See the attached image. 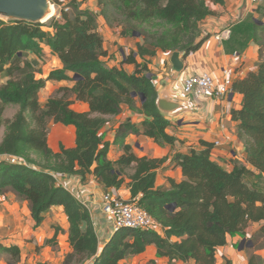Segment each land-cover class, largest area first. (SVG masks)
Returning a JSON list of instances; mask_svg holds the SVG:
<instances>
[{
	"label": "trees",
	"instance_id": "obj_1",
	"mask_svg": "<svg viewBox=\"0 0 264 264\" xmlns=\"http://www.w3.org/2000/svg\"><path fill=\"white\" fill-rule=\"evenodd\" d=\"M106 1L122 10L123 34L131 30L143 37L137 50L126 53L122 61L134 65L132 73L123 67L106 66L102 58L108 49L99 32L100 15L81 8L78 0H69L70 10L62 7L48 25L0 18V73L8 78L0 84V196L13 194L26 201L37 225L43 222L45 212L62 206L69 222L71 247L62 264H125V259L145 252L151 244L159 257L170 261L216 264V251L227 244L229 235H244L255 223L260 226L251 235L253 247L248 250H256L260 242L264 249V59L233 82V90L243 95L242 106L232 111V117L245 145L244 161L235 160L233 168L226 169L212 158L213 144L201 141V147L190 146L172 157L182 169L183 180L170 178V188H156L157 171L167 157H139L126 144V138L143 135L159 145H174L178 138L169 132L172 122L158 106V91L148 76V64L138 58L154 57L159 51L189 55L206 38L197 40L203 20L212 14L209 1L223 4L225 0ZM51 2L57 7L63 4L61 0ZM257 14L251 35L262 57L264 42L259 32L264 31V3ZM154 19L168 28L156 33L138 29V25ZM46 46L63 67L52 70L47 79L37 78L24 53L41 54ZM47 80H75V84L60 87L56 95L41 103ZM73 96L87 102L89 110H73ZM8 104L19 106L13 118L4 117ZM123 104L145 117L140 123L128 120L120 125L113 143L121 145L124 153L111 160L110 143L104 142L99 132L107 116L119 114ZM51 122L74 125L76 145H62L54 152L48 143ZM55 172L78 174L83 181L93 173L106 189L121 188L129 177L131 196L142 194L140 205L162 227V233L121 227L101 247L90 210L57 184ZM55 240L54 236L47 241L53 249ZM0 250L9 253L12 262L20 260L17 245L0 243ZM248 260L249 264H264V256L257 252L250 253ZM226 264H231L230 260Z\"/></svg>",
	"mask_w": 264,
	"mask_h": 264
},
{
	"label": "crops",
	"instance_id": "obj_2",
	"mask_svg": "<svg viewBox=\"0 0 264 264\" xmlns=\"http://www.w3.org/2000/svg\"><path fill=\"white\" fill-rule=\"evenodd\" d=\"M209 7L212 14L207 16L200 26V37L206 36V38L198 49L182 57L185 64L182 71H176L173 68L171 62L173 52L159 51L154 57L138 58L141 62H147L158 94H163L182 105L174 112L166 113L172 122L169 132L178 138L174 145H159L149 137L134 134L129 135L125 141L132 146L134 153L139 157H167L164 166L157 171L156 188H170V178L177 182L183 180L182 169L172 161V157L177 151H187L190 146L201 147V141H207L213 145L216 141L221 142L220 145L213 146L212 158L226 169L233 168V161H244L245 158V145L238 137L237 122L232 117V111L241 108L243 95L236 91L222 99L210 94L188 95L183 90V80L191 73L208 72L214 81L220 84L224 69L232 72L233 80L244 77L249 71L256 69L261 59H264V55L262 57L260 55L259 44L251 35L252 21L259 15L251 14L242 17L240 0H225L223 4L209 1ZM81 8H89L99 13L95 0H89L87 5L82 3ZM225 27L231 28V36L223 41L217 40L215 33ZM118 30V27H111L99 16V32L104 37L105 48L108 49V55L102 60L107 67H123L132 73L133 64H122L132 44H129L126 38H119ZM24 58L35 68L37 78L47 79L52 70L63 67L60 58L47 46L41 54L26 51ZM7 79L4 72L0 73V84L5 83ZM74 84L75 80H47L45 87L41 90V103H45L54 96L60 87H73ZM72 100L73 110L78 112L89 110L87 102L77 100L75 96ZM137 105L140 107L141 101H138ZM18 109V105L8 104L4 117L13 118ZM144 117L142 113L131 109L127 104H123L119 114L107 116V122L99 134L104 142L110 143L109 159L117 160L124 153L121 145L113 143L120 125L128 120L140 123ZM48 143L54 152H59L62 145L65 148L74 147L76 127L51 122ZM129 181L127 179L121 188L108 189H116L123 197L129 198L131 197ZM64 185L77 197H82L90 203L91 218L103 246L114 233L101 210V197L108 189L100 184L93 173L87 177L86 181H83L78 174H68L64 178ZM44 215L43 222L37 225L26 201L13 194L0 196V243L6 246L17 245L20 248V264H40L41 262L62 264L66 254L71 251L68 242L69 222L62 206H54ZM259 226L257 223L249 225L245 230L246 238L251 237ZM54 236L56 237L55 249L47 243ZM243 237L242 234L229 235L227 244L216 251V264H226L227 260H230L231 264H249L247 253L249 247L239 248L244 240ZM257 253L264 256V249ZM9 255L0 250V264H7ZM153 260L157 264H195L193 260L170 261L167 257H159L154 244L149 245L145 252L130 256L123 262L151 264Z\"/></svg>",
	"mask_w": 264,
	"mask_h": 264
},
{
	"label": "built area",
	"instance_id": "obj_3",
	"mask_svg": "<svg viewBox=\"0 0 264 264\" xmlns=\"http://www.w3.org/2000/svg\"><path fill=\"white\" fill-rule=\"evenodd\" d=\"M61 2L63 3L62 7L64 10L69 11V0H61ZM240 2L243 17L244 15L257 14V9L264 3V0H240ZM231 34V28L225 27L215 33V38L219 41H223L228 39ZM151 82L153 84L155 83L153 77H151ZM233 82L232 72L227 69H224L223 79L220 84H217L212 75L208 72L202 74L191 73L183 80V90L188 95H192L193 93L198 96L210 94L222 99L234 92ZM220 144V141H216L213 146H218ZM15 160H18V158H15ZM53 175L58 185L68 189L64 185V178L68 174L55 172ZM69 191L73 193L71 190ZM141 197L142 194L136 197H123L116 189H108L102 194V214L109 221L113 232L121 227H128L137 230H155L162 233V227L156 223L151 214L140 205L139 201ZM77 198L90 210V203L88 201H85L82 197Z\"/></svg>",
	"mask_w": 264,
	"mask_h": 264
},
{
	"label": "water",
	"instance_id": "obj_4",
	"mask_svg": "<svg viewBox=\"0 0 264 264\" xmlns=\"http://www.w3.org/2000/svg\"><path fill=\"white\" fill-rule=\"evenodd\" d=\"M51 6V0H0V18L44 23L43 19L49 14ZM182 57H184V54L181 55L179 51L172 54L171 62L176 71H182L185 66ZM148 76L152 77L151 74H148ZM144 100L145 98H142V102ZM157 103L165 114L174 112L182 106L179 102L170 100L163 94H158ZM245 242H247V247H253L251 240L244 239L239 246L240 249L244 248L243 244Z\"/></svg>",
	"mask_w": 264,
	"mask_h": 264
},
{
	"label": "rangeland",
	"instance_id": "obj_5",
	"mask_svg": "<svg viewBox=\"0 0 264 264\" xmlns=\"http://www.w3.org/2000/svg\"><path fill=\"white\" fill-rule=\"evenodd\" d=\"M79 2H82V3L87 5L89 0H80ZM103 2L104 3L101 4L100 0H95V6L98 8L99 15L101 16V18L104 20L105 23L109 24L111 27H118L119 28V30H118L119 31V38L128 39V43L132 44V47L128 48V51H132V50L136 51L137 50V43L139 41H142L143 37H139V34L137 32L134 33L131 30H128L126 32V34H123L124 15L122 13V10L120 8L107 5L106 0H104ZM52 5L55 8L54 15H52L46 22H44L46 25H48L50 23V21L53 17L60 14V11H61L60 9H61L62 5H59V7H57L53 2H52ZM257 18H259V16ZM5 20H7V19H5ZM167 28H168V25L165 24L164 22H162L160 19H154V20L148 21L144 24L138 25V29L146 31L148 33H156V32L165 30ZM259 36H260V39H262V41L264 42V31H260ZM200 38L201 37L199 34V37L197 38V40H199ZM116 43L118 44L117 41H116ZM122 48L124 49V46H122ZM181 53H183V52H181ZM55 95H56V93H55ZM59 95H61V93ZM138 101H140V100H138ZM138 101H137V103H138ZM0 158H2V157H0ZM131 172H132V170L129 171V173H131ZM127 179H130V178L127 177ZM243 236H244L243 239H246L247 241L250 239V237L246 238L247 237L246 234H244ZM102 243L103 242L101 241V244ZM260 243L261 244L258 245V248L256 250H248L247 251L248 255L250 253L262 250L261 247L263 246V242H260ZM243 246H244V248L247 249V242H245L243 244ZM101 247H102V245H101ZM6 262H7V264H20V260L17 261L16 263L12 262V256L11 255L8 256V259L6 260Z\"/></svg>",
	"mask_w": 264,
	"mask_h": 264
},
{
	"label": "bare ground",
	"instance_id": "obj_6",
	"mask_svg": "<svg viewBox=\"0 0 264 264\" xmlns=\"http://www.w3.org/2000/svg\"><path fill=\"white\" fill-rule=\"evenodd\" d=\"M54 11H55V8L52 5L49 14L46 16V18L43 19V22H46L52 15H54Z\"/></svg>",
	"mask_w": 264,
	"mask_h": 264
}]
</instances>
